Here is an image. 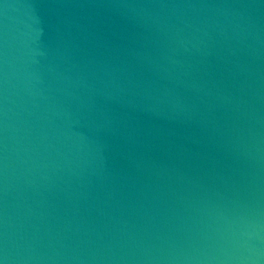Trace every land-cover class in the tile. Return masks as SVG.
I'll list each match as a JSON object with an SVG mask.
<instances>
[{"label":"water","instance_id":"95a60500","mask_svg":"<svg viewBox=\"0 0 264 264\" xmlns=\"http://www.w3.org/2000/svg\"><path fill=\"white\" fill-rule=\"evenodd\" d=\"M2 264H264V0H0Z\"/></svg>","mask_w":264,"mask_h":264},{"label":"snow or ice","instance_id":"6c2138e0","mask_svg":"<svg viewBox=\"0 0 264 264\" xmlns=\"http://www.w3.org/2000/svg\"><path fill=\"white\" fill-rule=\"evenodd\" d=\"M0 264H2V262H0Z\"/></svg>","mask_w":264,"mask_h":264}]
</instances>
